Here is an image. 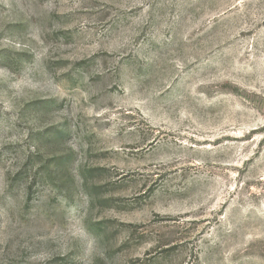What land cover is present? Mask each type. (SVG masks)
I'll list each match as a JSON object with an SVG mask.
<instances>
[{"label": "rangeland", "instance_id": "1", "mask_svg": "<svg viewBox=\"0 0 264 264\" xmlns=\"http://www.w3.org/2000/svg\"><path fill=\"white\" fill-rule=\"evenodd\" d=\"M0 264H264V0H0Z\"/></svg>", "mask_w": 264, "mask_h": 264}]
</instances>
